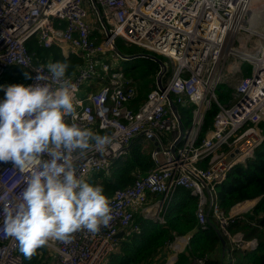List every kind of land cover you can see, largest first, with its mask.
<instances>
[{"label":"built area","instance_id":"obj_1","mask_svg":"<svg viewBox=\"0 0 264 264\" xmlns=\"http://www.w3.org/2000/svg\"><path fill=\"white\" fill-rule=\"evenodd\" d=\"M253 1L0 0V77L10 66L19 65L33 77L26 85L35 83L33 69L41 65H33L26 49L32 38L43 47L57 46L65 57L74 54L84 61L77 73L69 76L77 86L76 119L101 135L115 134V140L105 152L93 150L78 161V175L86 179L96 172L108 173L139 136L157 143L151 152L153 167L137 173L128 187L108 197L109 225L96 233L78 231L68 244L50 242L45 247L47 256L53 258L50 264H104L118 252L126 235L139 231L136 213L164 223V210L177 187L197 198L198 224L204 229L212 218L230 252L257 248L256 239L229 232L241 210L225 212L215 192L228 172L252 157L264 140V33L247 49L241 47L259 34L257 28L264 23V0L256 7H252ZM90 14L96 15L104 31L102 20L113 42L120 38L126 45L162 55L171 64L168 77L162 80L163 89L152 88L136 109L131 103L137 84L126 77L125 69L117 68L118 56L106 37L104 43L92 42ZM249 14L256 16L251 22ZM245 63L248 75L241 73ZM85 82L97 89L82 93ZM220 84L232 89L226 104L216 99ZM167 96L177 106H195L192 123L178 144L177 123ZM212 103L218 111L210 131L197 144L203 114ZM29 175L30 170L21 172L10 163H0V264L24 263L18 243L4 232L2 209L20 198ZM157 196H162L161 200L152 208L147 200ZM175 241L185 240L175 237Z\"/></svg>","mask_w":264,"mask_h":264},{"label":"clouds","instance_id":"obj_2","mask_svg":"<svg viewBox=\"0 0 264 264\" xmlns=\"http://www.w3.org/2000/svg\"><path fill=\"white\" fill-rule=\"evenodd\" d=\"M70 66L67 59L48 62L33 69L34 84L0 86V163L30 170L20 198L2 209L3 229L29 260L50 242L68 244L76 232L96 233L112 219L103 185L78 175L77 163L90 151L105 152L115 134L77 121Z\"/></svg>","mask_w":264,"mask_h":264},{"label":"trees","instance_id":"obj_3","mask_svg":"<svg viewBox=\"0 0 264 264\" xmlns=\"http://www.w3.org/2000/svg\"><path fill=\"white\" fill-rule=\"evenodd\" d=\"M90 39L98 44L97 31H93ZM118 50L123 54L146 53L136 46H125L116 42ZM26 49L33 58V65H45L48 62H70L68 75H75L83 65V59L71 54L64 56L57 46L43 47L36 38L26 42ZM164 62V57L156 55ZM125 68L126 77L137 82L138 93L132 101V108L136 109L145 100L150 88L155 86L158 64L147 58H137L131 61L120 60ZM31 75L29 69L19 65L10 66L0 77V86L11 84H27L30 79L25 74ZM169 74H165L163 81ZM148 85H150L148 87ZM96 86L88 84L83 92L96 90ZM232 89L226 84H220L216 90V99L219 104H225L231 97ZM4 91L0 90V99L4 98ZM194 105L187 103L178 106L177 111L184 129H188L192 121ZM218 111L212 103L203 114L197 144L211 129L212 121ZM153 145L143 137H137L130 144L127 154L113 162L109 174L102 171L86 177L92 184H101L104 193L110 197L116 190L128 187L137 173H145L154 163L151 159ZM218 203L225 212H229L238 204L257 200L251 210L243 217L237 219L228 227L231 234L240 233L244 238L255 237L258 246L253 251L231 252L232 264H264V140L254 150L252 157L244 163L236 164L227 174L225 180L215 187ZM197 198L183 187L174 189L163 213L164 223L136 217L139 231L126 235L117 253L107 258L104 264H165L169 251V244L175 236L187 235L188 244L184 250L177 254L173 264H195L201 260L203 264H219L218 256L221 250L220 241L215 230L206 225L203 229L198 224L195 216ZM210 221L213 222L212 218ZM226 239V238H225ZM52 258L47 256L46 248L39 249L29 260L23 256V264H50Z\"/></svg>","mask_w":264,"mask_h":264},{"label":"water","instance_id":"obj_4","mask_svg":"<svg viewBox=\"0 0 264 264\" xmlns=\"http://www.w3.org/2000/svg\"><path fill=\"white\" fill-rule=\"evenodd\" d=\"M94 8L95 10L97 11V14L100 18V15H99V11H98V8L94 5ZM100 22L104 28V32H105V37L107 38V42L108 44L110 45L111 47V50L122 60L124 61H131V60H134V59H137V58H147V59H150V60H153L155 61L157 64H158V67H159V70H158V73H157V76H156V86L158 89L162 90V78H163V75L166 73V64L165 62L161 61L159 58H157L155 55L153 54H148V53H136V54H123L121 53L117 46L115 45V43L112 41V38H111V35L110 33L108 32L107 28L103 25L102 23V20L100 19ZM167 99H168V107L170 108L175 120H176V123H177V138H176V144H178L184 134V127H183V124H182V121L179 117V114H178V111H177V106L176 104L173 102V100L171 99L170 96H167ZM153 145L156 146L157 143L156 142H153ZM237 150H235L236 152ZM232 156V154H231ZM207 223L208 225H210L214 230H215V233L220 241V244H221V258H222V262L221 264H223V259L227 261V264H231V258H232V255H231V252H230V249H229V246L227 244V242L225 241L224 237L221 235L220 231L218 230V228L209 221V219H207ZM117 237H121V235L119 234Z\"/></svg>","mask_w":264,"mask_h":264},{"label":"rangeland","instance_id":"obj_5","mask_svg":"<svg viewBox=\"0 0 264 264\" xmlns=\"http://www.w3.org/2000/svg\"><path fill=\"white\" fill-rule=\"evenodd\" d=\"M264 13V12H263ZM89 20H90V22H91V24H92V27H93V31H97V37L99 38V42H98V44L99 43H104L105 41H106V38H105V35H104V31L102 30V29H100V27H99V24H98V21H97V19H96V15L95 14H90V18H89ZM263 21H264V18H263ZM257 29H259L258 30V33L259 34H256L255 36H253L252 38H249L244 44H241V47H242V49L244 50V49H247L248 47H250L251 45H253V43L254 42H256V41H258V36L260 35V34H263L264 33V23L261 25V26H259ZM116 42H118V43H123L125 46H132V45H126L120 38H117V39H115V45H116ZM139 48V47H138ZM140 50H143V49H141V48H139ZM146 53H148V52H146ZM148 54H153L154 55V53H148ZM158 55V54H157ZM156 56V55H155ZM158 56H162V55H158ZM163 57V56H162ZM119 59V60H118ZM118 59H117V61H116V66H117V68H119V69H121V70H123V69H125L124 68V65H123V63L120 61V60H122V59H120L119 57H118ZM164 59V62H165V64H166V68H167V72H166V74H168V72H170L169 70H170V68H171V64H170V62H169V60L167 59V58H163ZM231 59H229V60H227L226 61V63L228 62V61H230ZM241 73L242 74H245V75H248L249 74V66L247 65V63H245L244 65H243V68H242V70H241ZM133 81H135V80H133ZM136 82V81H135ZM89 83L88 82H85L84 84H83V87H82V89L84 88V87H86L87 85H88ZM136 84H137V82H136ZM231 84H233V82L231 83ZM139 86V85H138ZM137 86V87H138ZM150 85H148V87H149ZM154 87H157L156 86V83H155V86ZM154 87H152V88H154ZM152 88H150L149 89V91L152 89ZM148 91V92H149ZM83 92V91H82ZM147 92V93H148ZM137 94H139L138 93V88H137V91H136V94H135V96H137ZM147 95V94H146ZM135 96H134V98L133 99H135ZM146 98V97H145ZM226 104V103H225ZM177 106V105H176ZM177 108H178V106H177ZM192 120H193V113H192ZM191 123H192V121H191ZM202 167H205V164H202L201 165ZM108 173H109V175H110V172H111V170H109V171H107ZM108 173H106V174H108ZM157 201H155V202H153V203H151V204H149V206H152V208H153V206L155 205V203H156ZM245 203V202H244ZM238 205H240V204H238ZM160 213V212H159ZM137 214H139V213H137ZM142 217V216H141ZM152 220V219H151ZM210 221V220H209ZM211 223H213L214 224V222H212V221H210ZM215 225V224H214ZM216 226V225H215ZM175 237H177V238H183L185 241H182V242H180V241H175ZM174 237V239H173V241L169 244V251H168V254H167V260H166V262H165V264H173L174 262H175V260H176V256H177V254L178 253H180V252H182L183 250H184V248L187 246V244H188V239H189V237L187 236V235H183V236H175ZM188 238V239H187ZM247 239V238H246ZM253 239H256V238H253ZM174 244H179V246H178V248H176V247H174ZM47 250V249H46ZM47 253H48V250H47ZM50 258H52V257H50ZM52 260H53V258H52Z\"/></svg>","mask_w":264,"mask_h":264},{"label":"crops","instance_id":"obj_6","mask_svg":"<svg viewBox=\"0 0 264 264\" xmlns=\"http://www.w3.org/2000/svg\"><path fill=\"white\" fill-rule=\"evenodd\" d=\"M83 93V92H82ZM152 143V142H151ZM153 145V144H152ZM146 173V172H145ZM109 174V173H108ZM143 174V173H142ZM162 197V196H161ZM161 197L160 196H157V197H150V198H148V200H147V204L149 205V204H151V203H153V202H155V201H160L161 200ZM257 200H254V201H247V202H245V203H241L240 204V207L238 208V205H236L235 207H233V209L232 210H241V212H240V214H241V217H243L246 213H248L250 210H251V208L253 207V205H254V203L256 202ZM249 204V205H248ZM139 216H142V214L141 213H139V214H135V218L136 217H139ZM143 217V216H142ZM145 218V217H144ZM147 219H149V218H147ZM135 222H136V220H135ZM242 236L244 237V235L242 234ZM253 238H255V237H250V238H247V239H253ZM218 262H219V264H221V262H222V258H221V250L219 251V256H218ZM233 263V259H232V261H231V264ZM196 264V263H195ZM223 264H227V261L226 260H224L223 259Z\"/></svg>","mask_w":264,"mask_h":264},{"label":"bare ground","instance_id":"obj_7","mask_svg":"<svg viewBox=\"0 0 264 264\" xmlns=\"http://www.w3.org/2000/svg\"><path fill=\"white\" fill-rule=\"evenodd\" d=\"M259 0H254L253 1V3H252V7H256V6H258L259 4L257 3ZM264 10V9H263ZM253 11H255L254 9H253ZM250 15V17H249V20H248V22H251L252 20H253V18H255L256 16H255V14H249ZM263 18H264V14H263ZM261 35V34H260ZM172 99V98H171ZM170 109V108H169ZM249 205V204H248Z\"/></svg>","mask_w":264,"mask_h":264}]
</instances>
